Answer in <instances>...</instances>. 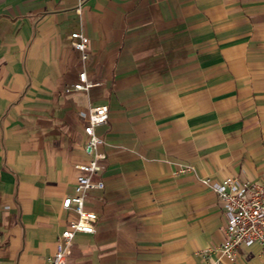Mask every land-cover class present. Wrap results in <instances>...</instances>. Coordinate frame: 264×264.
I'll list each match as a JSON object with an SVG mask.
<instances>
[{
	"label": "crops",
	"instance_id": "0c3cea01",
	"mask_svg": "<svg viewBox=\"0 0 264 264\" xmlns=\"http://www.w3.org/2000/svg\"><path fill=\"white\" fill-rule=\"evenodd\" d=\"M100 104L97 220L67 264H205L226 218L202 179L264 181V0H0V264H48Z\"/></svg>",
	"mask_w": 264,
	"mask_h": 264
},
{
	"label": "built area",
	"instance_id": "2783aa9c",
	"mask_svg": "<svg viewBox=\"0 0 264 264\" xmlns=\"http://www.w3.org/2000/svg\"><path fill=\"white\" fill-rule=\"evenodd\" d=\"M73 39L72 46L86 57L88 36L81 31L70 34ZM91 86L87 82L86 73L77 74L73 88L85 91ZM109 108L106 104L88 105L80 112L86 119L83 128L86 134L85 153L89 156L86 162L78 164L81 173L76 177L74 193L65 196L62 207L71 209L76 218L68 220L64 229L56 240V249L47 258L48 264H67V258L74 246V237L77 233H92L95 228L97 215L93 210L86 208V203L93 199L92 189L103 187L101 179H94L101 169L102 153L98 148L104 140L95 132L98 125L108 120ZM191 169L190 166L180 168V172ZM202 182L212 188L220 198L225 213L224 238L216 248V255L210 254L211 249L203 251L205 264H224V260L232 261L236 257L237 248L258 243L264 256V181L262 183L239 180L227 176L222 180L203 178Z\"/></svg>",
	"mask_w": 264,
	"mask_h": 264
}]
</instances>
